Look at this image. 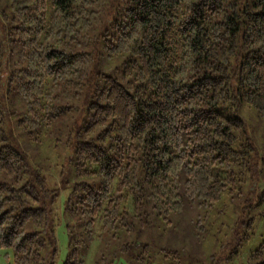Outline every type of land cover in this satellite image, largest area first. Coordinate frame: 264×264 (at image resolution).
Wrapping results in <instances>:
<instances>
[{"label":"trees","instance_id":"1","mask_svg":"<svg viewBox=\"0 0 264 264\" xmlns=\"http://www.w3.org/2000/svg\"><path fill=\"white\" fill-rule=\"evenodd\" d=\"M4 5L10 11L0 7V247L9 248L6 264H52L51 208L59 191L9 140L6 115L18 113L15 126L37 140L57 116L76 109L66 96L80 85L83 116L62 143L72 174L90 178L73 180L66 192L63 207L72 221L64 224L68 244L60 264H82L92 237L102 242L119 234L131 237L99 244L93 264H112L117 254L151 264L153 249L166 263L178 262L173 243L147 242L146 231L182 210L200 227L199 217L222 193H239L245 177L253 180L258 172L239 107L264 112V0ZM101 52L121 55L122 81L91 66ZM261 201L264 188L241 201L223 258L252 232ZM237 264H264V229Z\"/></svg>","mask_w":264,"mask_h":264},{"label":"rangeland","instance_id":"2","mask_svg":"<svg viewBox=\"0 0 264 264\" xmlns=\"http://www.w3.org/2000/svg\"><path fill=\"white\" fill-rule=\"evenodd\" d=\"M5 0H0V7L9 14L4 5ZM3 25L5 23L2 19ZM17 35L14 33L13 36ZM121 55H106L101 52L97 59L93 61L94 68H100L104 71L115 74L119 80L123 77L118 73L116 66L119 64ZM76 92L67 94L66 99L76 105V109L70 110L57 116L47 128L45 133L40 135L39 139H29L25 133L15 126L14 121L18 113L12 112L6 115L4 130L9 140L17 143L24 150L28 159L38 166L44 173L47 183L50 185H59L58 194L51 208V217L55 225L56 252L52 264H60L67 250V236L65 232V223L72 221L64 210L63 202L66 192L73 180L89 179L90 176H75L71 172V166L66 160L67 149L63 145V136L70 124L78 123L83 116V90L82 85L72 88ZM239 114L244 120V132L251 137L258 159V172L254 179L245 177L241 183L240 192L229 195L222 193L219 199L207 211L203 218L200 214L198 225H190L187 211L171 212L166 217L168 222H163L164 218L148 229L142 239L152 244L161 245L171 242L178 249V262L166 263L160 258L156 249H153V261L151 264H237L243 262L247 252L259 241L261 231L264 229V201H261L255 208L261 210L253 221V230L249 236L242 240L237 250L229 257L223 258V252L226 249V242H229V231L232 226V220L238 212V207L245 196L255 198L258 190L264 188V160L260 156L264 155V112L256 113L253 107L242 103L239 107ZM250 186L249 189H247ZM189 216V217H188ZM193 218L195 216L193 215ZM201 229H203L201 231ZM131 235L127 236V238ZM125 235H118L109 239L92 237L89 246L86 249L82 264H93V258L96 256L97 247L104 241L109 246L118 241L127 239ZM118 240V241H117ZM224 244V245H223ZM223 245V248H222ZM214 251L213 255H209ZM10 251L7 247H0V264H6L9 259ZM216 256V258H213ZM112 264H136L125 258L122 254L114 257Z\"/></svg>","mask_w":264,"mask_h":264}]
</instances>
